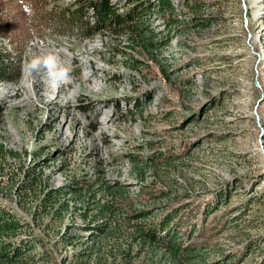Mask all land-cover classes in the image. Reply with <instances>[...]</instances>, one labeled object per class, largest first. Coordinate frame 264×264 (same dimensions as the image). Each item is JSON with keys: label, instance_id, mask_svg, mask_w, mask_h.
Here are the masks:
<instances>
[{"label": "rangeland", "instance_id": "374dc122", "mask_svg": "<svg viewBox=\"0 0 264 264\" xmlns=\"http://www.w3.org/2000/svg\"><path fill=\"white\" fill-rule=\"evenodd\" d=\"M73 1L0 0V48L21 53L22 71L0 82V141L20 153L0 157V218L17 225L0 233V264H72L81 243L62 234L86 235L73 208L51 215V203L18 190L33 168L64 187L100 173L140 195L137 209H177L180 264H264V0H172L169 34L157 0H139L133 20L156 33L151 55L126 33L38 26L39 8ZM131 56L139 67L127 66ZM148 189L165 197L149 201ZM167 241L134 264H168Z\"/></svg>", "mask_w": 264, "mask_h": 264}, {"label": "trees", "instance_id": "16d2710c", "mask_svg": "<svg viewBox=\"0 0 264 264\" xmlns=\"http://www.w3.org/2000/svg\"><path fill=\"white\" fill-rule=\"evenodd\" d=\"M48 0H41V7ZM54 2L59 0H53ZM126 2L129 0H125ZM133 5L130 10L120 9L111 0H74L70 3L59 5L49 12H43L38 9V26L41 29L47 28L48 31L64 35H78L82 38H88L97 34L126 33L130 39L131 46H137L139 51H148L151 55V47L156 44L154 41L155 32L146 27L144 23L133 20L134 8L140 6L139 0H130ZM159 9L168 13L167 24L168 33L170 32L172 22L177 21L172 17L174 6L172 0H157ZM149 6L144 7L147 11ZM7 25L6 23H2ZM46 26V27H45ZM146 30V31H145ZM107 32V33H106ZM168 35L161 42V45H168ZM113 46H116L114 44ZM15 48V47H14ZM20 52L14 53V50L0 48V82H18L21 77ZM127 66L135 69L139 67L138 58L131 56ZM3 107L0 106V116H2ZM0 157L20 158V153L11 148L5 147L0 141ZM129 159L134 160V155L129 154ZM145 161H141L143 164ZM139 169L138 163H135ZM23 167H21L22 169ZM42 171H35L34 168L26 173V182L20 190L25 188L28 192L40 196L42 207L46 208L48 203L52 208L47 209L51 215L57 214L60 217L70 208L76 211L82 224L79 229L86 232V235L78 233H67L64 231L62 240H66L70 245L81 243L79 249H73L68 257V262L72 264H102L104 256L110 258L116 264H134L138 258L142 257L143 249L149 253H156L157 245L161 242L162 234L167 237L169 249L159 253V257L166 256L168 264H180L177 258L180 241L176 240L177 231L171 219L175 218L177 209L169 210L163 215L154 212V208L140 210L134 207L137 204L140 195L131 196L127 191L126 184L116 181L110 183L105 176L98 173L93 180L87 181L84 185H78L79 180L73 179L66 188L64 185L51 186L42 179ZM85 178V177H84ZM24 188V189H22ZM149 201L158 202L165 197L164 192L159 195L153 189H148ZM78 199L79 207L70 205V200ZM55 206V207H54ZM135 211L130 213L129 209ZM155 214L148 217V214ZM137 218H142L140 221ZM134 220V221H133ZM138 220V221H137ZM174 223V222H173ZM16 220L10 216L0 218V233L16 228ZM0 254H4L0 248Z\"/></svg>", "mask_w": 264, "mask_h": 264}]
</instances>
